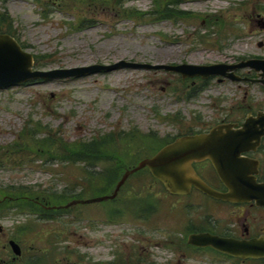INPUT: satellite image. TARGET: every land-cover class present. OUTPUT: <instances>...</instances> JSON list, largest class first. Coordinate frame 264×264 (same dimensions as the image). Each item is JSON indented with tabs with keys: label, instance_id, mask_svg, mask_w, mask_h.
Masks as SVG:
<instances>
[{
	"label": "rangeland",
	"instance_id": "rangeland-1",
	"mask_svg": "<svg viewBox=\"0 0 264 264\" xmlns=\"http://www.w3.org/2000/svg\"><path fill=\"white\" fill-rule=\"evenodd\" d=\"M41 1L45 3L0 0V12L6 11L12 19L11 28L2 23L0 30H10L29 52L48 56L35 63V68L112 63L120 59L165 64H232L264 58V0H180L178 9L189 14L172 18L151 15L155 10L153 0L125 2L123 8L144 12L143 17L133 18L123 17L121 12L116 13L118 9L106 5ZM80 21L85 22L80 25ZM235 71L259 78L249 67ZM259 109L264 110L261 83L218 81L216 77L193 83L178 73L164 70L119 68L77 78L31 80L3 87L0 153L4 151L10 158L0 161V191L27 186L48 192L64 190L69 194L66 191L78 193L89 184L81 163L47 160L32 153L22 154L21 158L22 155L6 150L25 128L34 129L38 123L65 141L88 140L130 129L164 138L225 116L243 119L248 111ZM44 131L37 138L44 137ZM106 165L101 162L97 169ZM140 174L145 176L138 180L154 181L146 169ZM135 177L132 175L128 181H134ZM85 194L86 198L94 197L93 189ZM111 205L110 200L78 205L76 209L84 215L83 219L73 214L70 222L72 214H69L68 236L63 242L66 247L62 250L77 251L84 256V264L95 260L108 262L114 224L107 220L106 213ZM23 219L20 216L19 220ZM34 219L32 216L31 220ZM4 223L10 225L11 221ZM76 259L77 254H72L71 261Z\"/></svg>",
	"mask_w": 264,
	"mask_h": 264
},
{
	"label": "flooded vegetation",
	"instance_id": "flooded-vegetation-1",
	"mask_svg": "<svg viewBox=\"0 0 264 264\" xmlns=\"http://www.w3.org/2000/svg\"><path fill=\"white\" fill-rule=\"evenodd\" d=\"M235 74L239 77L256 79L238 74L236 71ZM255 74L258 76L257 72ZM215 77L218 81L228 79L220 76L188 79L196 83ZM258 111L264 110H250L243 119L225 116L215 122H209L210 124L207 123L206 126L189 127L187 131L170 137L161 138L156 134L158 138L164 140L161 146L155 147L151 153L145 148H137L134 151L140 156H152L162 146L178 137L207 132L221 123H237L241 126L247 114L256 115ZM131 130L108 132L91 139L100 140L102 136H108L110 139L107 149H109L119 143L120 139L115 138L118 134ZM240 156L242 165L248 172L246 176L251 180L236 183L247 188L244 192H252L255 195L253 199L216 198L195 184H191L188 192L171 193L162 182L151 176L147 168L130 174L116 196L107 199L112 201L106 213L107 220L114 224L110 260L108 262L95 260L87 264H264V256L246 253L259 252L261 250L259 240H264V134L255 149L242 152ZM134 165L126 167L123 172ZM191 165L204 184L221 193L229 191L231 183L220 178L209 158L195 160ZM94 167L97 169L98 166ZM81 168L85 167L82 165ZM144 169L148 177L154 180L153 182L138 180L145 176L140 174ZM122 174L115 181L109 194L113 193ZM132 175L136 176V179L128 181ZM155 184L157 187L153 186ZM250 186L253 187L249 188ZM12 188L14 192L22 194L14 197L4 194L0 197V239L2 240L0 264H84L83 255L75 250L63 251L62 248L66 247L63 242L68 236L69 214H72L70 222L73 214H78L79 218L83 219L84 215L76 207L85 203L68 207L65 205L71 200L86 198L74 197L65 202L52 203L49 194L65 193L64 190L48 192L27 186ZM66 192L77 193L76 190ZM80 192L78 190V193ZM37 193L42 195L35 196ZM20 216H24V219L19 220ZM32 216L36 219L31 220ZM92 216L97 219L95 215ZM8 220L11 221L10 225L4 223ZM122 223L123 227H121ZM12 241L18 245V248H14ZM225 241L229 243L235 241L240 248L239 251L245 252L242 253L244 255L232 254L217 248L215 243L220 245ZM69 254H77V259L71 261Z\"/></svg>",
	"mask_w": 264,
	"mask_h": 264
},
{
	"label": "water",
	"instance_id": "water-1",
	"mask_svg": "<svg viewBox=\"0 0 264 264\" xmlns=\"http://www.w3.org/2000/svg\"><path fill=\"white\" fill-rule=\"evenodd\" d=\"M249 67L257 72L259 78L239 77L235 74L237 68ZM119 68H140L145 70H164L175 72L183 79L200 77L206 79L220 76L232 81H251L264 85V58H249L237 63L212 64H165L138 62L120 59L112 63H93L73 67H58L52 69L35 68L33 53L21 46L14 36L0 33V88L23 84L31 80H50L83 77L101 71H112ZM264 134V111L256 115L247 114L241 126L237 123H221L209 131L184 135L162 146L154 155L141 158L131 168H127L115 185L112 194L98 195L86 199L69 201L65 207L77 203L100 202L116 196L128 176L142 168H147L151 176L162 182L171 193L188 192L191 184L207 194L228 200L253 199L252 192H244L245 187L237 181H250L242 165L241 153L255 149ZM209 158L216 168L220 178L231 183L229 191L218 192L206 184L195 174L192 162ZM246 176V177H244ZM250 186L249 188H252ZM259 252H246L248 255L264 256V240L260 239ZM257 243V242H256ZM18 248L15 242H11ZM217 248L232 254L244 255L239 251L237 243L223 242ZM214 244V245H215Z\"/></svg>",
	"mask_w": 264,
	"mask_h": 264
},
{
	"label": "trees",
	"instance_id": "trees-1",
	"mask_svg": "<svg viewBox=\"0 0 264 264\" xmlns=\"http://www.w3.org/2000/svg\"><path fill=\"white\" fill-rule=\"evenodd\" d=\"M3 2L6 0H2ZM67 1L71 5L70 0H49V4L61 3ZM128 0H73V2H79L83 6H97L106 5L112 9H118L116 13H122L123 17L133 18L135 16L143 17L144 12L123 8L125 2ZM180 0H153L155 5V10L152 14H159L161 18H172L176 16H186V11L178 9V2ZM38 3L44 4L45 2L37 0ZM86 18H80L84 20ZM12 19L9 17L6 11L0 12V24L4 23L7 25V29L11 28ZM85 21H80L82 25ZM0 33H10V30L3 31ZM12 35V34H11ZM13 36V35H12ZM24 47V46H22ZM34 62L38 63L42 58H47L46 54L38 55L33 54ZM45 130V136L37 138V135ZM115 138L120 139L117 146H112L109 149L107 144L110 138L108 136H102L100 140L90 139V140H80V141H65L56 134H51V129L47 126H41L37 124L34 129L25 128L19 135V138L11 145L5 147L10 154H34V157H46L47 160H58L60 162L68 163H81L85 168L84 172L86 175V182L89 184L84 185L83 191L76 194L67 193H52L50 195V200L52 203L63 202L67 199L74 197L86 198V191L93 189L94 196L109 194L113 187L115 181L122 174L126 167H129L136 163V161L141 157L134 151L137 148H145L146 151H153L155 147H159L164 143V140L158 138L156 134L147 135L141 133L137 129H132L127 133H120ZM144 145V146H142ZM6 152L0 153V161L7 160L10 156L5 155ZM7 157V158H5ZM24 157L23 155L21 158ZM101 162H106L107 165L103 168L96 169L94 166L100 165ZM89 167V168H86ZM95 186V187H94ZM14 188L10 187L5 189V191H0V197L7 194L11 197L18 196L22 193L14 192ZM33 196L32 194H29ZM35 196H41L36 194ZM52 199H54L52 201Z\"/></svg>",
	"mask_w": 264,
	"mask_h": 264
}]
</instances>
